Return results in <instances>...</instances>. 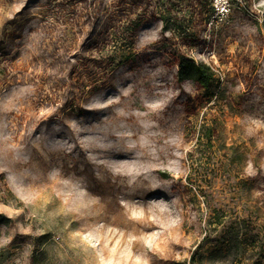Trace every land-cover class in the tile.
Instances as JSON below:
<instances>
[{"label": "rangeland", "instance_id": "374dc122", "mask_svg": "<svg viewBox=\"0 0 264 264\" xmlns=\"http://www.w3.org/2000/svg\"><path fill=\"white\" fill-rule=\"evenodd\" d=\"M213 4L0 0V264H264V0Z\"/></svg>", "mask_w": 264, "mask_h": 264}, {"label": "trees", "instance_id": "16d2710c", "mask_svg": "<svg viewBox=\"0 0 264 264\" xmlns=\"http://www.w3.org/2000/svg\"><path fill=\"white\" fill-rule=\"evenodd\" d=\"M177 79L180 81L184 79H192L198 82L201 87L208 88L209 84L214 81V73L208 65L197 64L194 61H183L179 65ZM198 138L200 140L210 142L212 140V131L210 129H207V131H205V125H200V128L198 130ZM200 190V193L203 194L204 197L208 196L209 191H207V189ZM216 222L220 223L219 219ZM246 231L247 230L244 231V234L248 233V231ZM259 248L262 251L264 250L263 243L260 244Z\"/></svg>", "mask_w": 264, "mask_h": 264}, {"label": "built area", "instance_id": "2783aa9c", "mask_svg": "<svg viewBox=\"0 0 264 264\" xmlns=\"http://www.w3.org/2000/svg\"><path fill=\"white\" fill-rule=\"evenodd\" d=\"M213 5L217 15H224L228 11L229 0H214Z\"/></svg>", "mask_w": 264, "mask_h": 264}]
</instances>
